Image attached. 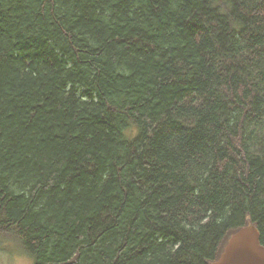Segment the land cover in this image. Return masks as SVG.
Returning a JSON list of instances; mask_svg holds the SVG:
<instances>
[{
  "label": "trees",
  "instance_id": "16d2710c",
  "mask_svg": "<svg viewBox=\"0 0 264 264\" xmlns=\"http://www.w3.org/2000/svg\"><path fill=\"white\" fill-rule=\"evenodd\" d=\"M264 244V0H0V237L33 264H210Z\"/></svg>",
  "mask_w": 264,
  "mask_h": 264
},
{
  "label": "water",
  "instance_id": "95a60500",
  "mask_svg": "<svg viewBox=\"0 0 264 264\" xmlns=\"http://www.w3.org/2000/svg\"><path fill=\"white\" fill-rule=\"evenodd\" d=\"M210 264H264V244L256 225L242 227L232 235L221 257Z\"/></svg>",
  "mask_w": 264,
  "mask_h": 264
},
{
  "label": "rangeland",
  "instance_id": "374dc122",
  "mask_svg": "<svg viewBox=\"0 0 264 264\" xmlns=\"http://www.w3.org/2000/svg\"><path fill=\"white\" fill-rule=\"evenodd\" d=\"M13 235L0 237V264H33L32 258L18 248Z\"/></svg>",
  "mask_w": 264,
  "mask_h": 264
}]
</instances>
